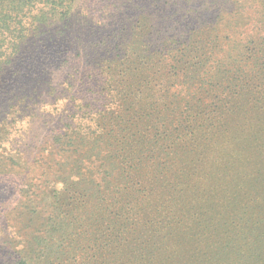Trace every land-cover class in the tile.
<instances>
[{"label": "rangeland", "instance_id": "obj_1", "mask_svg": "<svg viewBox=\"0 0 264 264\" xmlns=\"http://www.w3.org/2000/svg\"><path fill=\"white\" fill-rule=\"evenodd\" d=\"M57 28L0 65V264H60L54 209L66 217L81 194L84 264H264V0H74ZM96 129L127 157L126 186H104L96 157L80 164ZM233 137L256 154L248 202ZM195 177L202 190L186 188ZM202 200L221 219L205 247L188 237Z\"/></svg>", "mask_w": 264, "mask_h": 264}, {"label": "trees", "instance_id": "obj_2", "mask_svg": "<svg viewBox=\"0 0 264 264\" xmlns=\"http://www.w3.org/2000/svg\"><path fill=\"white\" fill-rule=\"evenodd\" d=\"M73 5L74 0H0V65L4 66V64L8 63L9 60L14 58L20 52L22 45L26 44L27 41L32 36H34L41 27L47 28L51 26H57L58 28L56 29V32H62L63 29H61V27L67 24L69 21L73 10ZM216 39L217 37L215 40ZM248 40L249 38L246 39L244 46L242 47L243 51L246 53L251 50L249 46L252 44V41L248 43ZM213 44L217 43L214 41ZM220 46L221 45L217 44L213 49H221ZM159 52L163 53L162 51ZM159 52L154 54V56H161ZM215 57L216 56H214V58ZM150 60L154 67L153 57H150ZM128 63L129 61H124L122 64L115 65L119 68L118 70L120 72L124 71L127 73V68L129 65ZM112 90L114 91L116 89ZM222 115L223 113H217L215 120H220V116ZM97 131L98 129H96L94 132L95 135L93 137H95V140L91 143L90 147H88L86 151H81V153L77 155L81 161L80 164H83V168H86L92 164L91 159L96 157L97 160H101L102 162L101 170L99 171V177L101 183H103L104 186L113 188L118 183L124 184L126 186V183L129 182V179L126 176V171L123 167V164L125 163L127 157L113 154L111 147L106 145L103 137L100 136V134H97ZM237 136L238 135H236V137ZM236 137H233V140L237 145V149L235 150L236 152L241 150L245 155L244 159H242L244 166L242 169L243 175L241 178V189L244 193L245 202H248L250 200V194L256 192L254 191L249 193V190L253 188L254 181L257 184L256 178H254L257 171L256 168L249 167L247 165V162L251 161L250 146L248 144L249 140L247 141L245 138H239L237 142ZM178 140V137L175 135L162 138V143L157 142V151L160 154L161 151H164V148L177 143ZM244 141H246V143H244ZM240 142L241 144H238ZM161 155L159 157H161ZM251 156L254 157L256 154ZM216 174L217 169H212L211 175L207 177L208 180L214 183ZM182 178L185 179V182H189L194 179V175L192 172L188 171L182 174ZM229 178V184H234L235 180L231 177ZM202 187L203 186L197 183L195 177V180L186 188L202 190ZM235 187L239 188L240 185L236 183L235 186H232L231 191H234ZM189 193L193 195L192 192ZM86 198L87 197H83L82 194L79 195V198L74 202L75 207L70 209V205V210L66 217H62L60 212H58L57 209L56 211L54 209L56 215L54 217L52 227L55 234L58 233L59 235L63 236V240L67 243L63 246L62 244L59 245L57 249V255L59 256L60 264H84L81 261V258H83L88 252L86 250L83 251L82 249H84L85 245L91 243V239L88 235L89 232L87 227L81 233L77 230L81 229L82 223L85 221V217L88 215L87 209L90 205H92V201L90 199L87 200ZM92 198H97V193L95 191L92 193ZM262 199H264V197ZM195 200L196 198H191L188 200V204L191 205L192 208L196 207ZM214 205L215 203L212 201L209 203H207V200H202L199 202V210L202 209L200 219L197 220L194 216V220L192 221L193 224L195 223L194 227L197 228L194 230L188 229V237L195 244L203 242V244L206 243L204 245L205 247L208 245V242L215 240L214 235L218 231V226L221 222V219L217 220L215 218L217 216L215 213H217V210L220 208V206H218V208H214ZM192 208H188V210H191ZM256 208L257 205H254L253 208L248 205V210H244V223H248L251 218L255 216L253 210ZM93 215V212H91L89 217H92ZM187 222L191 224V220L188 218ZM20 264L28 263L26 261H22Z\"/></svg>", "mask_w": 264, "mask_h": 264}]
</instances>
